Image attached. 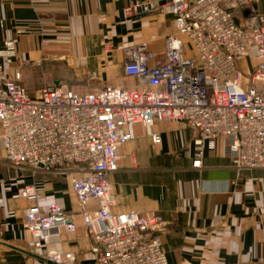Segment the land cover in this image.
I'll return each instance as SVG.
<instances>
[{
	"label": "built area",
	"instance_id": "1",
	"mask_svg": "<svg viewBox=\"0 0 264 264\" xmlns=\"http://www.w3.org/2000/svg\"><path fill=\"white\" fill-rule=\"evenodd\" d=\"M152 10L171 15L174 31L165 39L161 65H150L154 55L145 44L125 49L122 70L136 79L133 87L82 93L58 82L31 96L20 73L7 75L0 62V161L66 172L78 207L66 211L57 199L42 212L34 185L12 195L30 203L22 226L45 264H76V254L63 244L64 234L77 230V217L94 242V264H167L157 213L112 211L110 178L137 125L158 146L155 124H185L194 133L195 168L204 143L213 149L222 137L238 171L264 169V21L250 0H157L132 4L125 16L138 19ZM14 55L6 42L0 59Z\"/></svg>",
	"mask_w": 264,
	"mask_h": 264
},
{
	"label": "crops",
	"instance_id": "2",
	"mask_svg": "<svg viewBox=\"0 0 264 264\" xmlns=\"http://www.w3.org/2000/svg\"><path fill=\"white\" fill-rule=\"evenodd\" d=\"M156 1L0 0V51L11 42L15 53L0 62L7 75L20 73L19 83L31 96L58 82L82 93L106 85L133 87L136 79L122 70L125 49L145 44L154 55L150 65L163 64L173 17L152 10L132 19L125 9ZM250 3L264 21V0ZM153 130L160 133V145L153 146L137 125L134 139L121 148L110 178L112 211L157 213L164 222L159 236L167 264H264V169L238 171L224 153L222 137L213 149L204 143L201 166L195 168L190 128L169 122ZM27 185L41 195L42 212L57 199L66 211L78 210L63 173L32 174L0 161V264H45L22 226L30 203L12 199ZM76 223L74 233L64 234L63 248L76 254V264H94V242L79 217Z\"/></svg>",
	"mask_w": 264,
	"mask_h": 264
},
{
	"label": "rangeland",
	"instance_id": "3",
	"mask_svg": "<svg viewBox=\"0 0 264 264\" xmlns=\"http://www.w3.org/2000/svg\"><path fill=\"white\" fill-rule=\"evenodd\" d=\"M245 66V64H243V66H242V68ZM55 68H59V66H57V67H55ZM241 68V70L243 71V72H245L243 69ZM25 169H27V170H29V172H31L32 174H36V173H43V172H46V173H49V174H52L53 176H55V175H62V173H63V176L66 178V180H67V175H66V172H54V171H32L31 169H29V168H25Z\"/></svg>",
	"mask_w": 264,
	"mask_h": 264
}]
</instances>
